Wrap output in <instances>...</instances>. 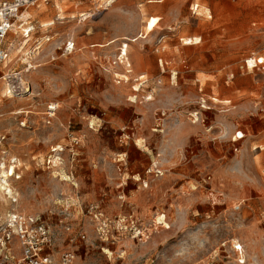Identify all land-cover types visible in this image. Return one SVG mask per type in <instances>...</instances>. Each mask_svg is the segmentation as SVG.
<instances>
[{
  "label": "rangeland",
  "instance_id": "1",
  "mask_svg": "<svg viewBox=\"0 0 264 264\" xmlns=\"http://www.w3.org/2000/svg\"><path fill=\"white\" fill-rule=\"evenodd\" d=\"M2 47L0 157L50 253L264 264V0H49Z\"/></svg>",
  "mask_w": 264,
  "mask_h": 264
},
{
  "label": "built area",
  "instance_id": "2",
  "mask_svg": "<svg viewBox=\"0 0 264 264\" xmlns=\"http://www.w3.org/2000/svg\"><path fill=\"white\" fill-rule=\"evenodd\" d=\"M48 1L4 0L0 2V64L4 63L8 57L7 49L2 47V41L13 28L20 12L30 6H37L40 2L47 3ZM114 1L104 0V4L109 5ZM29 31V28L25 29L24 36L27 37ZM55 107L56 104L49 105L48 119L54 115ZM2 153L7 154L6 151ZM17 164L15 157L8 159L0 157V182L4 183L5 180L6 184L10 185L9 179L13 177ZM10 168H12V174ZM15 178H18V175H15ZM11 188L10 193L6 190L4 192L10 208L5 211L4 217L0 215V257L13 260L14 264H74L75 257L71 251H64L57 257L49 252L55 242L52 229L39 216L22 214L15 209L18 202L17 193L12 186ZM14 244L19 251L18 257L12 253Z\"/></svg>",
  "mask_w": 264,
  "mask_h": 264
},
{
  "label": "bare ground",
  "instance_id": "3",
  "mask_svg": "<svg viewBox=\"0 0 264 264\" xmlns=\"http://www.w3.org/2000/svg\"><path fill=\"white\" fill-rule=\"evenodd\" d=\"M185 42H187V43H194L193 42V39H186L185 40ZM125 45V44H124ZM123 45V46H124ZM122 48V47H121ZM120 48V49H121ZM122 50V49H121ZM120 50V51H121ZM124 50H125V48H124ZM122 52V51H121ZM123 54H125V52L123 53ZM123 57H124V55H123ZM32 94V93H31ZM22 108L20 107V108H18V112L17 113H20V110H21ZM12 168H10V173L12 174ZM3 173V172H2ZM7 182L4 180V183L3 182H0V194L4 197V192H5V190L6 191H8V193H10L11 191H12V188H11V186L9 185V184H6ZM6 200V199H5ZM7 201V200H6ZM20 212V211H19ZM3 217H4V215H3ZM237 249H240V247L238 248L237 247Z\"/></svg>",
  "mask_w": 264,
  "mask_h": 264
},
{
  "label": "crops",
  "instance_id": "4",
  "mask_svg": "<svg viewBox=\"0 0 264 264\" xmlns=\"http://www.w3.org/2000/svg\"><path fill=\"white\" fill-rule=\"evenodd\" d=\"M116 1V0H115ZM113 3V2H112ZM16 210H18L19 209V207L16 205V208H15ZM19 211V210H18Z\"/></svg>",
  "mask_w": 264,
  "mask_h": 264
}]
</instances>
